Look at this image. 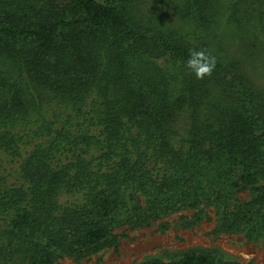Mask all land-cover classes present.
<instances>
[{
  "label": "trees",
  "instance_id": "obj_1",
  "mask_svg": "<svg viewBox=\"0 0 264 264\" xmlns=\"http://www.w3.org/2000/svg\"><path fill=\"white\" fill-rule=\"evenodd\" d=\"M140 1L0 0V264L84 258L115 244L124 215L200 220L211 206L218 232L264 241V101L204 37L240 0L221 14L182 0L195 40L146 26ZM192 51L215 58L210 74L187 67Z\"/></svg>",
  "mask_w": 264,
  "mask_h": 264
},
{
  "label": "rangeland",
  "instance_id": "obj_2",
  "mask_svg": "<svg viewBox=\"0 0 264 264\" xmlns=\"http://www.w3.org/2000/svg\"><path fill=\"white\" fill-rule=\"evenodd\" d=\"M227 1L215 0L214 11L218 14L225 12ZM183 7L182 0H143L135 4L132 12L146 26L158 27L165 23L172 31L188 40H195L193 24L183 20L178 13V10H184ZM213 25L205 31L204 37L241 65L248 87L258 92L264 101V0H240L239 5L233 8L231 19L219 20ZM188 32H191L190 36H187ZM215 34L221 35L222 40ZM187 117L184 113L176 120L179 134H184ZM238 197L249 200L252 192H242ZM195 214V210H177L145 224L126 221L127 216L124 215L113 231V246L84 258L61 257L54 264L170 262L191 251H207L217 260L233 264H264L263 240H253L246 233L218 232L217 210L212 206L201 213L200 220Z\"/></svg>",
  "mask_w": 264,
  "mask_h": 264
},
{
  "label": "clouds",
  "instance_id": "obj_3",
  "mask_svg": "<svg viewBox=\"0 0 264 264\" xmlns=\"http://www.w3.org/2000/svg\"><path fill=\"white\" fill-rule=\"evenodd\" d=\"M214 66V57L207 56L202 51L190 52L189 59L187 60V67L194 71L198 79L203 78L206 74H210Z\"/></svg>",
  "mask_w": 264,
  "mask_h": 264
}]
</instances>
